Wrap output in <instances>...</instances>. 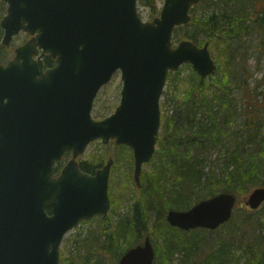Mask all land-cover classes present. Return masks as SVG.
Returning a JSON list of instances; mask_svg holds the SVG:
<instances>
[{
	"label": "water",
	"instance_id": "1",
	"mask_svg": "<svg viewBox=\"0 0 264 264\" xmlns=\"http://www.w3.org/2000/svg\"><path fill=\"white\" fill-rule=\"evenodd\" d=\"M3 45L31 37L0 65V264H60L65 235L83 220L108 214L114 158L95 174L78 158L92 141L114 140L134 155V177L155 155L162 124L160 104L170 71L191 63L207 78L217 69L209 44L183 39L175 27L192 22L202 0H165L150 21L138 0H3ZM49 54L57 62L45 68ZM123 80L121 102L109 117H92L95 98L115 72ZM72 159L55 176L67 151ZM246 204L259 209L264 187ZM238 196L225 191L187 210L169 209L167 221L184 230H215L231 219ZM151 237L128 249L119 264H155Z\"/></svg>",
	"mask_w": 264,
	"mask_h": 264
},
{
	"label": "trees",
	"instance_id": "2",
	"mask_svg": "<svg viewBox=\"0 0 264 264\" xmlns=\"http://www.w3.org/2000/svg\"><path fill=\"white\" fill-rule=\"evenodd\" d=\"M141 3L155 6V0H141ZM200 5L203 13L191 24L193 31L186 36L197 43L200 34L209 39L220 32L232 38L251 33L252 28L259 32L264 30L263 12L257 11L255 0H202ZM254 17L262 18L256 21ZM45 57L46 68L56 64L53 57ZM5 61L1 59L0 64ZM179 72L169 73L165 96L168 100H171L169 95L175 83L173 76L179 74L180 77ZM194 74L189 89L180 98L172 97L173 109L163 117V132L158 137L156 150L158 168L149 177L143 176V196L132 206V215H124L114 222L110 216H100L101 221L111 223L99 236L76 235L79 251L75 253L70 249L69 256L61 255L62 264H119L121 256L140 242L144 232L155 237L164 235L166 245L162 264H169L178 248L186 250L187 254V260L181 264H228L230 261L239 264L242 258L238 255L239 249L243 255H248L243 264H264L262 243L249 242L246 237L249 229L256 234L263 229L255 211H244L241 225H236L233 215L215 230H180L160 217L164 209H188L193 202L220 192L230 191L243 196L259 187L262 181L264 116L261 111L264 106L257 102L250 104V110L247 106L243 110L240 95L233 89L236 84H232L228 73L221 75L220 72L208 79ZM122 146L131 152L129 147ZM105 160L103 155L92 156L81 163V168L94 173ZM169 170L175 176V183L164 180ZM111 201L116 208L119 202L113 193ZM155 213L157 217L152 225ZM228 225L231 226L229 236L218 235ZM256 238L261 241L264 235L257 234ZM88 240L93 242L92 245L87 243ZM156 255L160 257L161 253L156 251Z\"/></svg>",
	"mask_w": 264,
	"mask_h": 264
},
{
	"label": "rangeland",
	"instance_id": "3",
	"mask_svg": "<svg viewBox=\"0 0 264 264\" xmlns=\"http://www.w3.org/2000/svg\"><path fill=\"white\" fill-rule=\"evenodd\" d=\"M165 0H155V6L152 5L146 6L141 3V0H138V8L139 14L145 21L153 20V18L160 15L162 6ZM256 8L259 13L263 12L262 17H264V0H255ZM8 4L3 0H0V22L3 16L6 13ZM192 17H194L193 22L195 19L203 13V8L199 4L191 11ZM262 17H254L256 21L260 20ZM264 18L262 19V22ZM251 29V33H242L239 36H234L232 38H227L222 33H218L211 38H207L204 34H200L197 36L198 44L200 46H204L209 43V50L212 52V56L214 60L218 64L217 73L221 72V75L229 74V78L233 80L236 84V94L240 95V105L243 109L244 106H247V110H250L251 105H255L257 102L264 106V30L262 32ZM193 28L192 25H186L183 27H177L174 35V43L177 45L182 38L188 36L189 33H192ZM235 29L231 31V34ZM4 32L0 25V60H10L14 54V50L17 45H20L27 41L30 35L26 32H21L15 36V39L11 45V49H8L3 46L2 40ZM192 66L188 63L184 64L178 71L181 74H175L173 78L175 79V83L172 86V93H170L169 97L171 100H168L166 96V92L168 90V82L166 84V89L164 92L163 99L161 101V109H162V120L163 117L172 111L175 102L172 100V97L180 98L187 89L190 87L191 79L195 76V72L192 70ZM176 73V72H175ZM197 75V73H196ZM180 87L178 88V86ZM123 81L121 76V71L118 70L113 76V79L108 82L105 86H103L100 92L95 99V104L93 108V118L95 120H100L105 117H108L110 114L114 113L116 107L120 104L121 101V91H122ZM171 90V89H170ZM251 104V105H250ZM258 107V105H257ZM244 110V109H243ZM262 115L264 116V109L261 111ZM165 120H163L164 122ZM240 123V122H239ZM161 132L162 128H161ZM122 149H121V148ZM159 147V145H158ZM106 156V160L114 156L115 162L112 166V171L110 175V185L109 190L110 194L113 193L116 200L119 204L112 206L110 213L107 216L112 217V222L117 221L124 215H132V206L135 204L137 199L143 196V190L141 189L142 184L144 183V175L146 174L147 177L151 175L158 167V158L155 156L150 162L145 163L143 172H142V179L140 186H137L134 174V155L133 152L129 151L127 148H124L122 145L118 146L111 141L109 144H103L101 139L91 142L88 145L87 150L83 155H81L80 160L81 162L88 161L92 156ZM157 155V154H156ZM105 160V161H106ZM260 174V183L259 187H264V169H262ZM166 178L171 183H175V176L171 170H169L165 174ZM255 188V187H254ZM252 188V190L254 189ZM248 194H244L240 196L243 204L242 207L237 205V208L234 212V218L236 221V225H241L243 221L244 211L247 210L255 211V217L260 218L259 224H262L263 229H259L257 234L264 235V203L261 205L260 209L253 210L250 206L245 204V201L248 198ZM196 203L193 202L192 205ZM191 205V206H192ZM177 209V208H175ZM187 210V209H182ZM169 209H164L163 213L161 214V218H164L166 221V216ZM156 213L153 214V218L151 219V224L154 225V221L156 219ZM101 217L97 216L91 221L88 222H81L80 226L76 227L75 229L69 231V233L65 236V239L61 245V255H65V257L69 256L70 249H74L73 252H78V244L76 243L77 237L76 235L84 236L85 238H92V236H99L102 234L103 228L108 226V223L111 221H107V223L101 221ZM152 231V229H151ZM231 232V226L228 225L224 227V232L219 233L218 235L228 237ZM174 233V232H173ZM257 234L254 232L253 229H249L247 231V240L250 242H260L262 243V250H264V239L258 240ZM147 236V233L144 232V236L140 240L141 243L143 242L144 238ZM152 242L155 246L156 251L161 253L160 257H156L155 264H162L164 256V246L166 245V241L164 239V235L161 237H155L151 235ZM87 243L92 245V241L88 240ZM179 249V248H178ZM176 249L175 252L172 254L170 258L169 264H181L183 260H187L186 250ZM178 250V251H177ZM238 255H241L242 258L239 259V264H243V262L248 258V255H243L241 249L238 250ZM109 256V255H108ZM62 264V262H61ZM114 264V263H113ZM228 264H238L230 261Z\"/></svg>",
	"mask_w": 264,
	"mask_h": 264
},
{
	"label": "flooded vegetation",
	"instance_id": "4",
	"mask_svg": "<svg viewBox=\"0 0 264 264\" xmlns=\"http://www.w3.org/2000/svg\"><path fill=\"white\" fill-rule=\"evenodd\" d=\"M68 154H70V153H68ZM63 166H64V165H63ZM63 166H60V165L58 164V169H59V171L62 170L61 168H62Z\"/></svg>",
	"mask_w": 264,
	"mask_h": 264
}]
</instances>
